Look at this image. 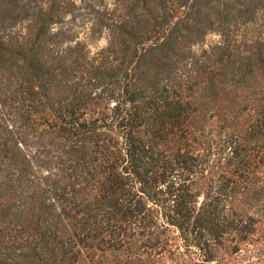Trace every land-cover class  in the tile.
<instances>
[{"label": "trees", "instance_id": "trees-1", "mask_svg": "<svg viewBox=\"0 0 264 264\" xmlns=\"http://www.w3.org/2000/svg\"><path fill=\"white\" fill-rule=\"evenodd\" d=\"M0 264H264V0H0Z\"/></svg>", "mask_w": 264, "mask_h": 264}, {"label": "rangeland", "instance_id": "rangeland-1", "mask_svg": "<svg viewBox=\"0 0 264 264\" xmlns=\"http://www.w3.org/2000/svg\"><path fill=\"white\" fill-rule=\"evenodd\" d=\"M215 39H217V35L212 36L210 40L214 41ZM104 43H105V41L101 40L100 44L103 45Z\"/></svg>", "mask_w": 264, "mask_h": 264}]
</instances>
